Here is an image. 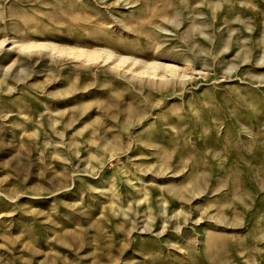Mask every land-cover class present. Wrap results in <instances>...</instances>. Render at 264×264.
I'll return each instance as SVG.
<instances>
[{"label": "rangeland", "instance_id": "obj_1", "mask_svg": "<svg viewBox=\"0 0 264 264\" xmlns=\"http://www.w3.org/2000/svg\"><path fill=\"white\" fill-rule=\"evenodd\" d=\"M263 59L264 0H0V264H264Z\"/></svg>", "mask_w": 264, "mask_h": 264}, {"label": "bare ground", "instance_id": "obj_2", "mask_svg": "<svg viewBox=\"0 0 264 264\" xmlns=\"http://www.w3.org/2000/svg\"><path fill=\"white\" fill-rule=\"evenodd\" d=\"M260 63H264V59L260 61ZM148 70L150 69H158L157 66H153V67H147ZM116 154V152L114 153H111V156H102L100 158H97V163L98 165L100 166H105L106 165V162L111 159L114 155ZM195 187V186H194Z\"/></svg>", "mask_w": 264, "mask_h": 264}]
</instances>
